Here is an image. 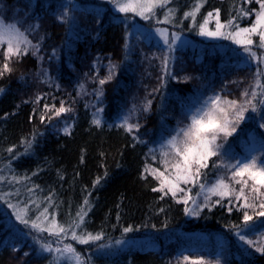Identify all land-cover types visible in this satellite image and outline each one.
I'll return each mask as SVG.
<instances>
[{
  "label": "trees",
  "instance_id": "obj_1",
  "mask_svg": "<svg viewBox=\"0 0 264 264\" xmlns=\"http://www.w3.org/2000/svg\"><path fill=\"white\" fill-rule=\"evenodd\" d=\"M109 2L0 0V20L15 25L31 41L28 52L13 57L12 70L0 77L4 89L0 93V264H51L53 253L44 252L34 236L53 248L71 244L85 264H194L197 260L264 264V251L256 250L264 244V217L250 210L253 220L245 225L242 212L228 204V198L202 208L198 215H186L185 206L171 195L161 199L163 194L153 191L157 180L142 177L145 165L163 171L165 142L209 97L239 98L255 84L258 69L264 72V63L252 61L243 48L229 46L224 53L202 50L201 46L211 43L198 34V24L208 12L214 13L207 25L213 30L216 18L224 23L238 17L240 8L259 6L244 0H203L193 21L182 17L194 0H171L166 7L175 10L174 23L157 24L155 19L145 21L132 13L125 19L126 14L115 12ZM164 11L157 10V19L163 20ZM254 19L253 13L234 23L248 27ZM138 25L149 30L166 28L170 38L177 33L194 44L172 47L169 53V70L177 79L162 68L167 48L147 43L145 36L138 35ZM3 50L0 47V70L5 62ZM253 51L259 55L264 49L253 46ZM110 62L116 66L115 74L101 86L99 79L109 74ZM186 76L191 79L184 82ZM260 83L264 84V75ZM97 88L102 92L99 98ZM146 100H151L149 111L141 109L129 118V123L140 125L138 129L128 133L117 127L133 105L139 108ZM61 101L72 110L56 116L54 110ZM97 108L101 109L100 126L91 121ZM256 108L245 112L231 136L217 141L222 145L220 156L212 160H246V150L255 147L256 157L264 161V128L260 127L264 104L257 103ZM68 126L66 134L63 129ZM24 140L33 141L28 152ZM204 171L209 174L201 183L208 184L221 173L230 174L224 168L213 169L211 162ZM98 177L103 179L93 187ZM181 187L190 189L198 203L204 202L203 195H196L201 191L198 185ZM85 198L90 208L82 227L93 235L102 233L99 241L79 244L69 233L58 245L56 237L36 233L16 219L27 205L28 218L34 219L47 207L49 219L55 213L57 222L66 224ZM217 199L211 197L212 202ZM124 228L132 231L125 233ZM241 234L254 244L240 240ZM55 264L76 262L64 257Z\"/></svg>",
  "mask_w": 264,
  "mask_h": 264
},
{
  "label": "snow or ice",
  "instance_id": "obj_2",
  "mask_svg": "<svg viewBox=\"0 0 264 264\" xmlns=\"http://www.w3.org/2000/svg\"><path fill=\"white\" fill-rule=\"evenodd\" d=\"M110 2L117 12L126 14L125 19H128V13H132L145 21L155 19L157 24L174 23L175 10L166 7L171 0H110ZM252 2L259 6L258 9L240 8L238 13V17H247L253 13L255 14V19L250 26L240 27L239 24L234 23L238 17L228 19L224 23L219 18H216L215 29L209 30L207 25L210 19L214 18V13L208 12L203 17L202 22L198 24V34L211 38L230 39L234 44L241 46L252 61L264 63V52L258 55L256 51H253V46L264 49V0H244V3ZM202 6L203 0H194L191 10L184 12L182 19L191 18L196 21L197 13H199ZM158 9L165 10L163 20L157 19ZM216 17H218V11L216 12ZM58 19L63 18L58 17ZM229 28L232 30L228 31L227 29ZM156 32L167 45V52L161 58L162 68L173 79H177L169 70V53L179 38V34L172 33L169 40L166 28H157ZM253 37H258V40L254 41ZM30 43L31 41L28 40L26 34L15 25H0V45L6 46L3 50L5 62L2 65V70H0V77L12 70L10 61L13 57L20 58L28 52ZM32 47L33 49L37 48L36 45H32ZM125 47L127 48V43ZM35 54L36 52L33 51L32 55ZM115 67V64L110 62L109 74L105 78L99 79V85L102 86L107 80L112 79L115 74ZM262 75H264V72L258 69L255 84L250 90L245 89L242 91L239 98L228 99L226 96L214 95L209 97L195 112H192L188 117L189 122L178 128L176 134L165 142L167 151L161 153L164 157L161 161L163 171L160 168L145 165L142 177L151 175L153 179L158 181V187L153 188V191L161 192L163 194L161 199L163 196L171 195L177 203L185 206L184 212L186 215H198L202 208L221 204L225 198H228V204L242 212L245 225L253 220V215L249 214L250 210L255 216L264 217V161L258 160L256 156L246 160H236L235 163L226 162L223 159L219 163L212 160V157L220 156L219 150L222 145L217 143V141L226 140L236 131V126L245 119V112L249 109L255 112L257 103L264 104V84L260 83V76ZM190 79L191 77L186 76L183 81L186 82ZM161 80L163 81V77H161ZM257 89H260V91L258 92ZM3 91L4 89L0 88V93ZM96 94L98 98L102 95L99 88L96 89ZM150 105L151 100H146L139 108L133 105V108L129 110V114L123 118L122 123L117 125V127L124 128L128 133H133L140 125L129 123V118L141 109L143 112H148ZM45 107L47 108L48 106L46 105ZM71 110V108H66L64 102L61 101L60 107L55 108L54 114L60 116L61 113L70 112ZM100 111L101 109H96V113ZM44 119L45 117L41 116V120L43 121ZM48 119H51V117H48ZM92 123L100 126L101 120L98 115L94 114ZM69 127L63 129L66 134L69 131ZM260 127L264 128V124H261ZM32 143V140L22 141L25 152L32 148ZM8 151L11 152L12 148H9ZM210 162L213 169L224 168L230 174L227 176L223 173L219 174L215 182L211 184L201 183L202 179L207 181L209 173L204 170L209 169ZM102 179L103 177H98L93 182V187L99 184ZM189 184L198 185L201 189L196 195H203L204 202L202 204L193 199L189 194L190 189L181 187V185L187 186ZM212 196H217L219 199L212 202ZM2 198L0 197V199ZM46 199L50 200V197ZM233 201L239 203H233ZM190 202L193 207H189ZM9 206L13 207L15 212V206L11 204ZM88 208H90V202L85 198L76 216L66 224L58 223L55 213H52L51 219H49L47 207L40 211L34 219H31L27 217V205H25V209H22L21 213L16 214V219L26 227L33 229L36 233L47 232L49 235L56 237L58 245L69 233L73 241L79 244H89L90 242L101 240L103 234L97 233L93 235L83 230L82 226L85 224ZM228 211H232V207L228 208ZM77 229L81 231L78 233ZM123 231L126 233L132 231V229L124 228ZM239 238L249 246L254 244V241L246 239L243 234ZM33 240L44 252L53 253V262L51 264H55L56 261L64 257L70 261L74 260L76 264H85L80 253L71 244H63V247L53 248L50 242H42L39 237L34 236ZM116 243L119 244L121 242L118 240ZM105 246L103 244L100 245L101 248ZM256 250L264 251V244L257 246ZM13 251H16V249H13ZM56 253H59V256L55 255ZM25 255H28V253H25ZM188 259L187 256L184 257L185 261ZM194 264H204V262L197 260Z\"/></svg>",
  "mask_w": 264,
  "mask_h": 264
},
{
  "label": "rangeland",
  "instance_id": "obj_3",
  "mask_svg": "<svg viewBox=\"0 0 264 264\" xmlns=\"http://www.w3.org/2000/svg\"><path fill=\"white\" fill-rule=\"evenodd\" d=\"M110 3V6L111 8L117 12L112 3ZM117 13H120V12H117ZM0 25H6L4 24L1 20H0ZM215 29V28H214ZM213 29V30H214ZM136 30L138 32V35L140 37H144L145 36V41L147 43L149 42H155V43H161V45H163L164 48H167V45L164 43L163 39L157 34L156 32V29L155 30H149L147 29L146 27H144L143 25H138L136 27ZM228 31H230L229 29H227ZM169 34V33H168ZM202 39L206 40L207 42L210 41L211 44H208V45H204L201 46L200 48H202V50H205V49H210V50H215V51H219V52H227L229 50V46H232L234 49H239L242 47L237 45V44H234L230 39H223V38H211V37H206V36H201ZM170 36H169V40H170ZM184 46V45H190V46H193L194 44L191 43L190 40L186 39L185 37H182V36H179V38L176 40L175 44L172 46L173 48H178L179 46ZM0 47H6L5 45H0ZM235 56H237V54H234ZM95 115H98L100 120H101V123H102V119H101V115L100 113H94ZM94 114L92 115L91 117V121L94 119ZM100 123V124H101ZM122 121H119L118 122V125L121 124ZM256 148L253 147V148H250V149H247L246 150V153L248 155V157L246 159H250L252 156H256Z\"/></svg>",
  "mask_w": 264,
  "mask_h": 264
}]
</instances>
